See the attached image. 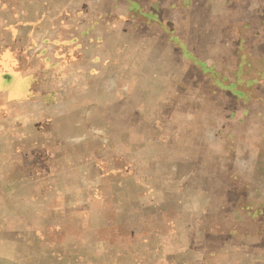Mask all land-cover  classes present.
Listing matches in <instances>:
<instances>
[{
  "label": "rangeland",
  "instance_id": "374dc122",
  "mask_svg": "<svg viewBox=\"0 0 264 264\" xmlns=\"http://www.w3.org/2000/svg\"><path fill=\"white\" fill-rule=\"evenodd\" d=\"M129 1L0 68V264H264V0Z\"/></svg>",
  "mask_w": 264,
  "mask_h": 264
},
{
  "label": "crops",
  "instance_id": "0c3cea01",
  "mask_svg": "<svg viewBox=\"0 0 264 264\" xmlns=\"http://www.w3.org/2000/svg\"><path fill=\"white\" fill-rule=\"evenodd\" d=\"M129 3L133 4L129 0H0V68L12 69L14 79H26L31 95L33 83L50 63L45 52L49 46L56 51L59 37L69 36L76 37V44L87 37L90 45L103 18L119 12L122 5L127 11ZM246 63V69L254 67ZM251 78L244 93L263 95L264 111V67Z\"/></svg>",
  "mask_w": 264,
  "mask_h": 264
}]
</instances>
